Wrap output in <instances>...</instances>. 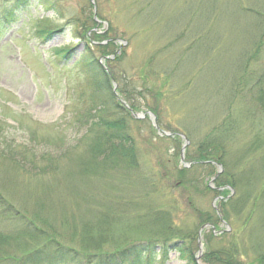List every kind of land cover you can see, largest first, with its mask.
<instances>
[{
  "label": "rangeland",
  "instance_id": "374dc122",
  "mask_svg": "<svg viewBox=\"0 0 264 264\" xmlns=\"http://www.w3.org/2000/svg\"><path fill=\"white\" fill-rule=\"evenodd\" d=\"M53 1L0 14V264H264V0Z\"/></svg>",
  "mask_w": 264,
  "mask_h": 264
},
{
  "label": "trees",
  "instance_id": "16d2710c",
  "mask_svg": "<svg viewBox=\"0 0 264 264\" xmlns=\"http://www.w3.org/2000/svg\"><path fill=\"white\" fill-rule=\"evenodd\" d=\"M27 1H30V0H3L2 4H0L1 16L5 20L8 21L9 17H7V15L10 14V12H14V10H16V9L25 6L28 3ZM39 1L41 2V4H43L47 7H50L51 9H54V10H55V7L57 6L53 0H39ZM50 36H51V34H50ZM50 36H48V37H50ZM59 53L65 55L66 52L63 49H60ZM70 55H71V51H67L66 57L68 58ZM94 62H95L94 64H97L96 61H94ZM91 64L93 65L92 62H91ZM108 81H109V78H108ZM118 126L121 128V123H119ZM217 144H219V143L209 142V143H207V145L205 144L206 148H203L204 151L202 150V155L204 156V158L193 163L192 166L193 165H203L206 167L213 168V167L221 164L220 158H216V159L211 158V156H212L211 151H213V147H215ZM116 149L121 151V154H124L127 152L129 153V151L127 149H125V147L120 146V148L117 147ZM111 153H113V152H111ZM216 181L218 182V178L216 179ZM218 193L219 192H217V194ZM221 203H222V206L218 210L219 214L217 212H215L213 216H210L206 220L205 225L213 226L215 221L220 222L221 219L224 221L229 220L228 215L226 214V212H227L226 208H227L229 202L227 199L226 200L223 199L221 201ZM5 204H6V202H4V200L0 197V206L2 207V205H5ZM5 213H6V215L10 216L11 219L16 220L17 223H20L19 226L21 228H23L24 230L30 229V227H31L30 224L29 223L27 224V222H25L26 220L24 218L22 219L20 217L21 215H19V213H16V211L14 209H12V207L11 208L9 206L5 207ZM219 216L221 217V219ZM213 218H215V221H213L214 220ZM168 228H169V226H168ZM169 230H170V228H169ZM147 245H149V244H147ZM135 248H138V247L137 246L132 247V248L128 249L127 251L124 250L123 252H121L122 254L120 256L122 258H125L127 256V254L133 253L134 251L136 254H138L139 251L135 250ZM147 249L148 248H146L145 251H147ZM54 250L51 252H48V253H46V252H40L39 253V251H36V252H34V254L28 255V256H30V257L33 256V257H31V258H33V259H31V262L36 263V264L41 263V262H45V261L48 262L49 260H52V259H56V260L57 259H65V260H67V252L61 251V250H59V248H56ZM181 256H182L183 260L186 261L187 264H198L197 261L195 260V257L192 255H186L185 253L181 252ZM207 256L208 257H206V259L204 260L206 264H237L235 261H233V259H231L230 254H228V253L226 254L225 251H219V252L213 251V252H210ZM30 257H28V261L30 260ZM121 257L119 258V261H120ZM116 258L117 257H115V256H111V259L107 258L105 260L102 257L101 261L96 262V263H92V264H114L117 262ZM26 263H27V259H26L25 264Z\"/></svg>",
  "mask_w": 264,
  "mask_h": 264
},
{
  "label": "water",
  "instance_id": "95a60500",
  "mask_svg": "<svg viewBox=\"0 0 264 264\" xmlns=\"http://www.w3.org/2000/svg\"><path fill=\"white\" fill-rule=\"evenodd\" d=\"M114 88H116V86H114ZM127 107V106H126ZM151 115V114H150ZM182 162H183V157H182ZM186 166V165H185ZM219 168H220V171H219V173L216 175V177L222 172V167L219 165L218 166ZM231 190V189H230ZM220 217V216H219ZM205 227H209V226H205ZM205 227H203L202 229H201V231L205 228ZM213 229H214V227H212Z\"/></svg>",
  "mask_w": 264,
  "mask_h": 264
}]
</instances>
